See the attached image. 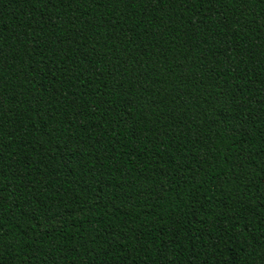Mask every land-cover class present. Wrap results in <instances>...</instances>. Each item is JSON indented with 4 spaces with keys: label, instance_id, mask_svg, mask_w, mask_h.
Instances as JSON below:
<instances>
[{
    "label": "trees",
    "instance_id": "trees-1",
    "mask_svg": "<svg viewBox=\"0 0 264 264\" xmlns=\"http://www.w3.org/2000/svg\"><path fill=\"white\" fill-rule=\"evenodd\" d=\"M0 264H264V0H0Z\"/></svg>",
    "mask_w": 264,
    "mask_h": 264
}]
</instances>
